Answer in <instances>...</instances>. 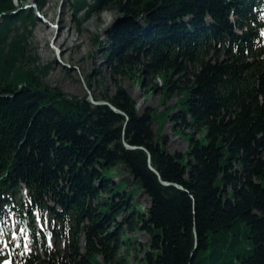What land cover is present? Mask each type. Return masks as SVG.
Returning <instances> with one entry per match:
<instances>
[{
	"label": "trees",
	"instance_id": "1",
	"mask_svg": "<svg viewBox=\"0 0 264 264\" xmlns=\"http://www.w3.org/2000/svg\"><path fill=\"white\" fill-rule=\"evenodd\" d=\"M15 1L0 0V206L20 228L10 264H128L135 231L149 235L140 264H264V0H74L122 15L104 53L112 78H160L150 90L177 97L142 113L121 86L94 99L120 112L48 86L33 14ZM165 117L187 130L185 151L153 131Z\"/></svg>",
	"mask_w": 264,
	"mask_h": 264
},
{
	"label": "rangeland",
	"instance_id": "2",
	"mask_svg": "<svg viewBox=\"0 0 264 264\" xmlns=\"http://www.w3.org/2000/svg\"><path fill=\"white\" fill-rule=\"evenodd\" d=\"M41 3L39 7H37ZM94 0H87L93 3ZM74 0H23L21 3L15 1L16 6L33 14L31 25L30 45L35 49L40 66L47 69L44 82L51 87L57 86L67 95L86 96L89 100L111 96L116 86L123 87L135 103V108L142 113L147 108L154 112L162 111L174 104L177 97H168L163 100L161 90H150L151 86H160V78H144L142 82L137 74L131 77H111L106 62V50L109 47L107 38L120 18V13L115 8L101 10L93 9L86 13V9L75 10ZM257 16L264 20V3L259 6ZM45 28L44 39L42 40L39 27ZM54 33V38L51 34ZM57 33L65 35L68 40L61 45L55 39ZM46 37V38H45ZM101 101V100H100ZM171 111L170 114L174 113ZM180 127L181 132L175 128ZM174 126L170 117L159 118L152 125L153 131L160 130L163 144L168 151H185L189 142V135L186 129L181 126ZM197 136V134H194ZM126 173L112 175V179L118 182ZM128 189V186H127ZM25 190H21V197ZM134 200L139 211H145L148 199L141 194V190L135 188ZM44 221L48 220L47 214ZM15 215H11L8 207L0 206V229L3 236H0L1 264L5 261L10 264L9 241L13 234L20 230L16 225ZM37 226H42L40 218L36 216ZM45 227V226H44ZM133 239V246L129 250L126 245L122 246L120 253L128 260V264H140L139 258L145 250H148L149 235L146 232L135 231L128 233L126 239ZM126 240L131 245L130 240ZM16 241V238L15 240ZM13 241V242H14ZM51 245L56 244L49 239ZM135 250L138 256H135Z\"/></svg>",
	"mask_w": 264,
	"mask_h": 264
},
{
	"label": "bare ground",
	"instance_id": "3",
	"mask_svg": "<svg viewBox=\"0 0 264 264\" xmlns=\"http://www.w3.org/2000/svg\"><path fill=\"white\" fill-rule=\"evenodd\" d=\"M44 29H45V28H42V26L39 27V31H40V32H43L42 34H40V37H39V38H41L42 40L44 39V35H45V31H44ZM45 38H46V37H45ZM51 38H52V39L54 38V33L51 34ZM55 39H56V41H57L58 43H60L61 45H65L66 42H67V40H68V38H67L65 35L62 36L60 33H57V36L55 37Z\"/></svg>",
	"mask_w": 264,
	"mask_h": 264
},
{
	"label": "water",
	"instance_id": "4",
	"mask_svg": "<svg viewBox=\"0 0 264 264\" xmlns=\"http://www.w3.org/2000/svg\"><path fill=\"white\" fill-rule=\"evenodd\" d=\"M90 102L91 103H93L94 105H97V104H108L114 111H116V112H120L119 110H117L113 105H111L110 103H107V102H104V101H95L94 99H92V97H90ZM125 145H126V147H128V148H133L132 146H129L127 143H125ZM148 156H149V154H148ZM150 168L152 169V170H154L151 166H150ZM155 171V170H154ZM161 182H162V184H164V185H167V184H169L168 182H166V181H163V180H160Z\"/></svg>",
	"mask_w": 264,
	"mask_h": 264
},
{
	"label": "snow or ice",
	"instance_id": "5",
	"mask_svg": "<svg viewBox=\"0 0 264 264\" xmlns=\"http://www.w3.org/2000/svg\"><path fill=\"white\" fill-rule=\"evenodd\" d=\"M261 35L264 36V31H262ZM21 231H24V230L22 229ZM3 234H4V233H3V230L0 229V236H3ZM13 238H15V237H13ZM25 247H27V245H25ZM49 247H51V244L49 245ZM4 264H8V262L5 261Z\"/></svg>",
	"mask_w": 264,
	"mask_h": 264
}]
</instances>
